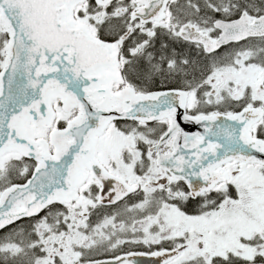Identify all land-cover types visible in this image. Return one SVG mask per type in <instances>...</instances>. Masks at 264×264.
<instances>
[{
	"label": "snow or ice",
	"instance_id": "6c2138e0",
	"mask_svg": "<svg viewBox=\"0 0 264 264\" xmlns=\"http://www.w3.org/2000/svg\"><path fill=\"white\" fill-rule=\"evenodd\" d=\"M0 264H264V0H0Z\"/></svg>",
	"mask_w": 264,
	"mask_h": 264
}]
</instances>
